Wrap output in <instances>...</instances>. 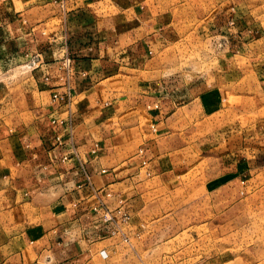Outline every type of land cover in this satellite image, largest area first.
<instances>
[{"label":"crops","instance_id":"0c3cea01","mask_svg":"<svg viewBox=\"0 0 264 264\" xmlns=\"http://www.w3.org/2000/svg\"><path fill=\"white\" fill-rule=\"evenodd\" d=\"M245 3L209 0L197 28L223 32L232 14L244 34ZM173 6L0 0V264H112L121 212H143L151 181L213 153L235 176L231 198L262 185L261 118L206 117L207 84L147 72ZM231 36L240 52L245 36Z\"/></svg>","mask_w":264,"mask_h":264},{"label":"rangeland","instance_id":"374dc122","mask_svg":"<svg viewBox=\"0 0 264 264\" xmlns=\"http://www.w3.org/2000/svg\"><path fill=\"white\" fill-rule=\"evenodd\" d=\"M170 1L171 24L162 31L169 44L149 55L148 74H183L189 84H207L217 101L206 117L246 125L249 118H261L264 153V94L255 75L264 74V0H245L244 34L232 14L223 32L197 28L209 0ZM212 1L214 11L217 0ZM239 33L246 45L237 52L231 35ZM211 154L186 175L151 181L143 212L134 217L121 212L112 264H264V178L256 190L231 198L225 185L235 176L222 174L221 154Z\"/></svg>","mask_w":264,"mask_h":264},{"label":"built area","instance_id":"2783aa9c","mask_svg":"<svg viewBox=\"0 0 264 264\" xmlns=\"http://www.w3.org/2000/svg\"><path fill=\"white\" fill-rule=\"evenodd\" d=\"M67 61H68V62H67V69H69L70 66H71V59H67ZM71 94H72V92L69 91V92L67 93V97H70ZM63 97H64V96H61V95H59V94H57V93H54V95H53V99H54V100H60V99H63Z\"/></svg>","mask_w":264,"mask_h":264}]
</instances>
